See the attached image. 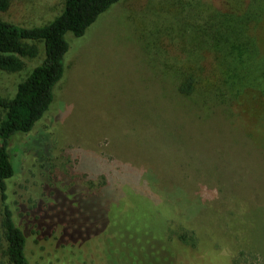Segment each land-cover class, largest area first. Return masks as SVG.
<instances>
[{
    "label": "rangeland",
    "instance_id": "1",
    "mask_svg": "<svg viewBox=\"0 0 264 264\" xmlns=\"http://www.w3.org/2000/svg\"><path fill=\"white\" fill-rule=\"evenodd\" d=\"M165 1L123 0L83 39L72 36L52 110L33 131L11 141L25 229L31 240L38 238L37 211L29 206L40 200L53 205L40 207L46 209L40 219L54 224L57 235L73 230L84 258L77 264H165L170 250V264L181 256L186 264H264V154L238 144L233 133L189 132L171 113V76L157 77L144 49L129 40L143 41L137 26L150 30V22L163 27L172 20ZM180 1L186 11L209 4L210 11L226 12L250 0ZM64 5L65 0H13L0 18L24 27L43 25ZM196 22L198 17L191 18L189 28ZM258 35L264 53V22ZM38 44L40 56L26 58L24 70L0 71L1 95L12 96L42 61L44 46ZM244 96L249 130L264 142V99L255 92ZM42 154L70 176L53 184ZM228 183L232 193L224 190ZM56 188L60 199L51 193ZM169 226L195 231L197 246L175 237L169 241ZM29 255L33 264H60L35 247L29 246Z\"/></svg>",
    "mask_w": 264,
    "mask_h": 264
},
{
    "label": "trees",
    "instance_id": "2",
    "mask_svg": "<svg viewBox=\"0 0 264 264\" xmlns=\"http://www.w3.org/2000/svg\"><path fill=\"white\" fill-rule=\"evenodd\" d=\"M12 1L0 0V13L6 11ZM121 1L65 0L63 11L52 21L32 27L0 18V71L21 72L26 67V58L40 56L38 42L44 46L42 61L19 81L15 93L12 96L0 94V264H33L29 246L38 249L44 258L57 259L60 264H77L84 259L70 227L57 235L54 224L40 219L45 210L53 206L51 203L43 206L39 200L29 206L37 211L35 219L39 227L35 230L38 238L31 240L14 190L17 169L11 141L17 134L33 131L52 110L58 87L65 77V59L72 49V36L83 39L91 26ZM176 1H179L178 9L175 8ZM176 1L164 3L171 5L172 20L169 23L165 22L161 27L150 22V30L137 26L142 42L128 38L144 49L145 61L157 77L171 76L174 119L195 134L219 131L227 137L233 133L238 144H247L264 154V142L249 130L250 112L241 100L244 95L254 92L264 99V53L258 35L264 22V0H250L245 7L226 12L210 11L209 4L197 5L201 11H186L185 3ZM197 17L200 22L189 28V20ZM137 22L134 17L133 23ZM40 137L48 139L47 135ZM44 157L49 161V177L53 184L59 178L70 176L71 172L54 164L52 157ZM201 179L225 183L218 178L198 180ZM150 185L154 183L150 181ZM225 189L233 192L230 183L224 186ZM51 193L60 199L57 188ZM243 195H246L245 191ZM40 207L46 209L40 211ZM167 234L169 241L175 237L192 247L198 244L195 231L185 227L169 226ZM172 255V250L165 251V264H170ZM175 261L173 259L174 264H186L182 256L177 263ZM156 264L160 263L156 261Z\"/></svg>",
    "mask_w": 264,
    "mask_h": 264
}]
</instances>
